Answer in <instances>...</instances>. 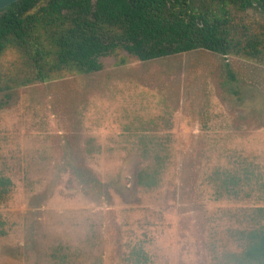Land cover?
<instances>
[{
  "label": "rangeland",
  "instance_id": "1",
  "mask_svg": "<svg viewBox=\"0 0 264 264\" xmlns=\"http://www.w3.org/2000/svg\"><path fill=\"white\" fill-rule=\"evenodd\" d=\"M100 62L18 86L24 60L0 57V264H241V232L264 223V63Z\"/></svg>",
  "mask_w": 264,
  "mask_h": 264
},
{
  "label": "trees",
  "instance_id": "2",
  "mask_svg": "<svg viewBox=\"0 0 264 264\" xmlns=\"http://www.w3.org/2000/svg\"><path fill=\"white\" fill-rule=\"evenodd\" d=\"M248 10L264 17V0H18L0 10V57L13 48L24 60L18 86L97 72L100 57L117 50L140 61L204 49L264 63V33L236 16ZM9 184L0 178V195ZM255 213L264 220L263 207ZM241 233V264H264V223Z\"/></svg>",
  "mask_w": 264,
  "mask_h": 264
},
{
  "label": "water",
  "instance_id": "3",
  "mask_svg": "<svg viewBox=\"0 0 264 264\" xmlns=\"http://www.w3.org/2000/svg\"><path fill=\"white\" fill-rule=\"evenodd\" d=\"M16 1L18 0H0V10H2L3 8L7 7L8 5Z\"/></svg>",
  "mask_w": 264,
  "mask_h": 264
}]
</instances>
